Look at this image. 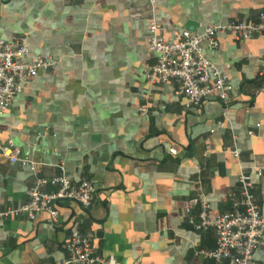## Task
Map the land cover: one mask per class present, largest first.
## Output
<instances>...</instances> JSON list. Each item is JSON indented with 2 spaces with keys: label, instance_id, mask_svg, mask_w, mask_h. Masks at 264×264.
<instances>
[{
  "label": "crops",
  "instance_id": "obj_1",
  "mask_svg": "<svg viewBox=\"0 0 264 264\" xmlns=\"http://www.w3.org/2000/svg\"><path fill=\"white\" fill-rule=\"evenodd\" d=\"M262 11L264 0H0V38L23 37L24 59L57 61L0 113V142L38 163L32 173L0 157V210L23 203L35 176L94 186L87 208L55 201V222L45 211L0 217V264H59L73 220L115 264H225L200 253L214 247V231L194 229L198 206L185 211L183 202L202 197L208 217L228 211L242 167L264 217V35L217 33L216 47L202 43L232 91L186 109L174 81L146 78L155 59L146 26L153 18L170 40L175 30L255 21ZM253 260L264 264V238Z\"/></svg>",
  "mask_w": 264,
  "mask_h": 264
},
{
  "label": "built area",
  "instance_id": "obj_2",
  "mask_svg": "<svg viewBox=\"0 0 264 264\" xmlns=\"http://www.w3.org/2000/svg\"><path fill=\"white\" fill-rule=\"evenodd\" d=\"M153 3L154 0H149V5ZM217 33L228 34L235 40L248 39L256 34L264 35V11L258 14L255 21L215 22L203 26L199 31L175 30L170 40L163 37L160 25L149 18L145 45L155 58L146 74L149 83L174 81V94L183 97L186 109L196 106L208 96L225 102L232 91L227 75L214 67L201 46L204 43L208 47H216ZM26 52L23 37L8 40L0 38V113L10 105L23 83L30 80L37 71L56 65V59L49 55L24 59ZM148 94L147 91L145 95ZM138 110L144 113L145 107H139ZM221 125L218 123V126ZM169 152L173 153L174 149L169 148ZM230 152L238 157L236 149L232 148ZM0 157L9 163L26 166L32 173L36 172L38 163L22 155L19 147L9 139L0 142ZM255 171L259 174V168H255ZM236 181V189L227 194L230 200L228 211L208 217V205L198 196L183 202V208L188 211L197 205V221L189 218L188 222L196 230L211 227L214 231V247L200 251L204 257L217 263L254 264L253 253L264 238V217L253 198V182L242 167L237 171ZM45 185L53 189L45 191ZM93 192L94 186L85 179L73 184L63 173L50 177L35 176L33 183L25 190L26 200L19 205L1 209L0 217L22 215L32 219L38 212L45 211L50 220L55 222L58 215L53 205L55 201L73 200L82 208H87L91 204ZM63 248L66 257L59 264H115L112 258L92 251L90 236L79 230L76 220L68 226Z\"/></svg>",
  "mask_w": 264,
  "mask_h": 264
}]
</instances>
